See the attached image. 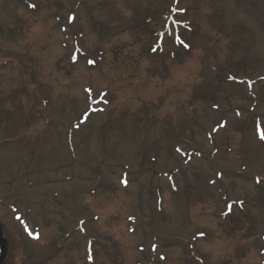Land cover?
I'll return each mask as SVG.
<instances>
[{
  "label": "rangeland",
  "instance_id": "1",
  "mask_svg": "<svg viewBox=\"0 0 264 264\" xmlns=\"http://www.w3.org/2000/svg\"><path fill=\"white\" fill-rule=\"evenodd\" d=\"M257 126L264 0H0L4 264H262Z\"/></svg>",
  "mask_w": 264,
  "mask_h": 264
},
{
  "label": "trees",
  "instance_id": "2",
  "mask_svg": "<svg viewBox=\"0 0 264 264\" xmlns=\"http://www.w3.org/2000/svg\"><path fill=\"white\" fill-rule=\"evenodd\" d=\"M179 37H182L183 38V36H182V34L180 35V36H178L177 38H175V39H173V44L175 45H172L171 46V48L172 49H170V51L171 50H173V48H177V47H180L182 50V52H184L185 53V51H186V54H188L189 53V50H190V45L183 39V42L181 41V39H179ZM158 42H160L159 40L156 42V44L158 43ZM178 42V45L176 44ZM155 44V45H156ZM155 45H149V53L151 54L150 55V57L151 58H156L158 61L160 60V61H162V60H165V57H166V53L164 54V55H162V51L163 50H165V48H166V46H168V44H164L163 45V43H161V45L157 48V49H159V50H157V49H155L154 48V46ZM157 50V51H156ZM175 55H177V53H176V49H175V51H173L172 52V54H171V57H172V60L173 59H175L176 57H175ZM178 58V57H177ZM178 60H180V59H178ZM220 75V74H219ZM216 77H218V76H216ZM247 79V78H246ZM228 82H232V81H228ZM242 83H244V82H242ZM245 83L246 84H248L247 83V80L245 81ZM249 86V85H248ZM235 114L239 117V113L238 112H235ZM230 119V118H229ZM221 125L223 126V127H226V125H227V121L224 119V120H221ZM244 135H247V133H245ZM256 136V135H255ZM257 139H258V137H257Z\"/></svg>",
  "mask_w": 264,
  "mask_h": 264
},
{
  "label": "water",
  "instance_id": "3",
  "mask_svg": "<svg viewBox=\"0 0 264 264\" xmlns=\"http://www.w3.org/2000/svg\"><path fill=\"white\" fill-rule=\"evenodd\" d=\"M8 251L7 240L2 235V229L0 226V264L3 263Z\"/></svg>",
  "mask_w": 264,
  "mask_h": 264
},
{
  "label": "snow or ice",
  "instance_id": "4",
  "mask_svg": "<svg viewBox=\"0 0 264 264\" xmlns=\"http://www.w3.org/2000/svg\"><path fill=\"white\" fill-rule=\"evenodd\" d=\"M262 138H264V134H262Z\"/></svg>",
  "mask_w": 264,
  "mask_h": 264
}]
</instances>
